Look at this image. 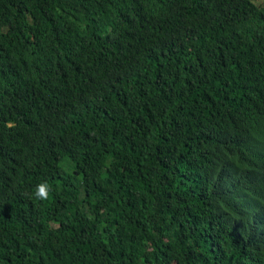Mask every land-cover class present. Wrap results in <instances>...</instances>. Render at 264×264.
Instances as JSON below:
<instances>
[{
    "label": "trees",
    "instance_id": "1",
    "mask_svg": "<svg viewBox=\"0 0 264 264\" xmlns=\"http://www.w3.org/2000/svg\"><path fill=\"white\" fill-rule=\"evenodd\" d=\"M0 264H264V0H0Z\"/></svg>",
    "mask_w": 264,
    "mask_h": 264
},
{
    "label": "clouds",
    "instance_id": "2",
    "mask_svg": "<svg viewBox=\"0 0 264 264\" xmlns=\"http://www.w3.org/2000/svg\"><path fill=\"white\" fill-rule=\"evenodd\" d=\"M50 191V186L46 182L40 183L35 186L32 196L36 200L46 201L50 198Z\"/></svg>",
    "mask_w": 264,
    "mask_h": 264
}]
</instances>
